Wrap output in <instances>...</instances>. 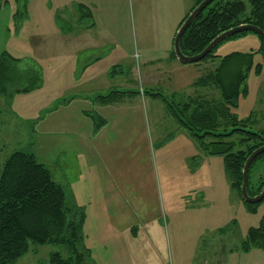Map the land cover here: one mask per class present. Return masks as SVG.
<instances>
[{
  "label": "rangeland",
  "instance_id": "374dc122",
  "mask_svg": "<svg viewBox=\"0 0 264 264\" xmlns=\"http://www.w3.org/2000/svg\"><path fill=\"white\" fill-rule=\"evenodd\" d=\"M3 1L0 57L7 51L35 63L43 81L12 98L0 94V171L13 152H35L83 208L84 243L95 264H264V247L241 248L264 217V201L247 211L223 157L206 155L164 97L154 95L221 99L219 90L192 84L220 58L171 63L176 14L170 7L161 0H27L24 9L18 0ZM79 3L84 12L77 22ZM59 15L74 31L62 30ZM261 47L260 36L247 31L213 53L254 52L257 64L264 63ZM82 63L93 66L79 70ZM254 67L230 113L260 131L264 70ZM112 90L134 93L98 100ZM91 114L107 122L95 130ZM35 245L15 264H50L53 251L69 255L65 244Z\"/></svg>",
  "mask_w": 264,
  "mask_h": 264
},
{
  "label": "trees",
  "instance_id": "16d2710c",
  "mask_svg": "<svg viewBox=\"0 0 264 264\" xmlns=\"http://www.w3.org/2000/svg\"><path fill=\"white\" fill-rule=\"evenodd\" d=\"M18 1L25 9L27 0ZM202 1L195 0L178 29ZM6 4L7 1L0 0V7ZM83 6L82 3L78 4L79 14L74 15L77 22L83 20ZM60 16L57 20L62 30L65 33L74 31L72 27L64 28ZM241 24H252L264 31V0H213L186 29L180 42L181 50L189 56L201 53L219 34ZM90 25L87 24V28ZM84 28L80 26L81 31ZM218 44L202 60L218 57L219 64L192 84L219 90L220 101L201 94L188 95L178 102L170 100L163 93L154 95L164 97L180 124L199 138L200 148L206 155L223 157L233 193L243 200L241 187L244 165L252 152L264 145V129H249L244 121L232 118L230 107L236 106L240 95L247 92L249 71L255 66L256 72L261 74L264 63L255 64L254 52L236 51L222 57L215 55L213 51ZM260 50H264L263 41ZM170 56L177 59L174 45ZM115 73L116 66L110 75L115 76ZM42 81L43 75L35 63L24 61L7 51L1 54L0 94L12 98L17 93L40 88ZM125 92L134 93L112 90L99 95L98 100L107 104L112 101L113 94ZM91 117L95 130L107 122L99 114H91ZM263 188L264 152L251 163L247 190L249 195L255 196ZM245 204L247 211L252 212L255 211L252 207L258 203ZM84 218L83 208L67 197L65 188L53 179L49 168L38 159L35 152L15 151L4 162L0 171V264H15L30 251L31 243L67 246L69 255L64 257L60 252L53 251L49 257L50 264H95L90 249L84 243ZM253 247H264V217L259 226L248 229L241 246L243 251H250Z\"/></svg>",
  "mask_w": 264,
  "mask_h": 264
},
{
  "label": "water",
  "instance_id": "95a60500",
  "mask_svg": "<svg viewBox=\"0 0 264 264\" xmlns=\"http://www.w3.org/2000/svg\"><path fill=\"white\" fill-rule=\"evenodd\" d=\"M213 0H203L198 6H196L190 14L187 16L185 21L182 23V25L177 30V33L174 38V51L176 54V57L178 60L184 62V63H192L197 62L199 60H202L219 42L226 39L229 36H232L236 33L243 32V31H253L256 34H258L263 41L264 45V31L252 24H241L239 26L233 27L227 31L222 32L219 34L201 53H198L196 55H185L180 46V42L182 39L183 34L185 33L186 29L189 27V25L192 23V21L197 17V15L204 10L207 5H209ZM264 152V146L256 149L252 152V154L248 157L243 170V183L241 187V193L242 198L247 203H259L264 199V188L263 190L255 196H251L248 193L247 190V184H248V175H249V169L251 166V163L254 161V159Z\"/></svg>",
  "mask_w": 264,
  "mask_h": 264
},
{
  "label": "crops",
  "instance_id": "0c3cea01",
  "mask_svg": "<svg viewBox=\"0 0 264 264\" xmlns=\"http://www.w3.org/2000/svg\"><path fill=\"white\" fill-rule=\"evenodd\" d=\"M194 2H195V0H161V2H159L162 7L165 6V5H168L170 7L171 11L176 14V18H175V20H176V30H175V34H174L173 38H175V35L177 33V30H178L179 23L182 21V19L188 13L187 11L193 7ZM173 45H174V39H173ZM170 51L171 50H169L168 53H171ZM95 59L96 58L93 59L94 60L93 62H95ZM169 59H170L171 63H173V64H178V62H181V61H179L177 59H172L170 54H169ZM92 66H90L88 64L85 66L82 63V64H80L78 69L79 70H83L84 69V71H85L86 70L85 68H87V69L88 68H92Z\"/></svg>",
  "mask_w": 264,
  "mask_h": 264
},
{
  "label": "bare ground",
  "instance_id": "6f19581e",
  "mask_svg": "<svg viewBox=\"0 0 264 264\" xmlns=\"http://www.w3.org/2000/svg\"><path fill=\"white\" fill-rule=\"evenodd\" d=\"M262 146H264V145H262ZM262 146H260V147H262ZM260 147H259V148H260ZM257 149H258V148H257Z\"/></svg>",
  "mask_w": 264,
  "mask_h": 264
}]
</instances>
